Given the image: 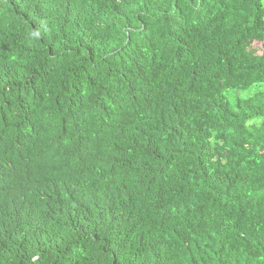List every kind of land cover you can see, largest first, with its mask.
I'll return each instance as SVG.
<instances>
[{"label": "trees", "instance_id": "1", "mask_svg": "<svg viewBox=\"0 0 264 264\" xmlns=\"http://www.w3.org/2000/svg\"><path fill=\"white\" fill-rule=\"evenodd\" d=\"M0 145V264H264V0H0Z\"/></svg>", "mask_w": 264, "mask_h": 264}, {"label": "clouds", "instance_id": "2", "mask_svg": "<svg viewBox=\"0 0 264 264\" xmlns=\"http://www.w3.org/2000/svg\"><path fill=\"white\" fill-rule=\"evenodd\" d=\"M4 148H7V147L0 145V150L4 149Z\"/></svg>", "mask_w": 264, "mask_h": 264}, {"label": "rangeland", "instance_id": "3", "mask_svg": "<svg viewBox=\"0 0 264 264\" xmlns=\"http://www.w3.org/2000/svg\"><path fill=\"white\" fill-rule=\"evenodd\" d=\"M258 44V43H257Z\"/></svg>", "mask_w": 264, "mask_h": 264}]
</instances>
